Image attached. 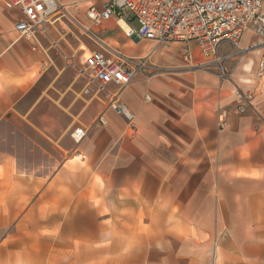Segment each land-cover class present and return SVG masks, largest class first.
<instances>
[{
  "label": "crops",
  "instance_id": "crops-1",
  "mask_svg": "<svg viewBox=\"0 0 264 264\" xmlns=\"http://www.w3.org/2000/svg\"><path fill=\"white\" fill-rule=\"evenodd\" d=\"M58 1L86 30L80 37L59 22L26 41L14 29L20 12L0 0V264H264L260 39L248 28L237 47L220 45L230 71L220 81L188 69L183 45L138 41L116 17L88 21L108 0ZM70 35L79 45L68 56ZM81 37L146 58L149 75L116 100L130 120L105 95L82 93L77 70L98 49ZM44 82L69 95L80 86L81 110L62 135L21 112ZM75 129L85 132L78 143Z\"/></svg>",
  "mask_w": 264,
  "mask_h": 264
},
{
  "label": "built area",
  "instance_id": "built-area-1",
  "mask_svg": "<svg viewBox=\"0 0 264 264\" xmlns=\"http://www.w3.org/2000/svg\"><path fill=\"white\" fill-rule=\"evenodd\" d=\"M1 1L6 8L20 12L21 19L14 29L26 41L47 38L48 28L59 22L86 31L58 0ZM111 17L122 20L128 26L126 35L138 41L155 42L164 50L176 44L183 45L182 61L188 69L214 73L220 81L230 76L225 66L228 57L219 54L220 45L228 43L237 47L244 31L250 28L262 46L257 77L261 78L264 73V0H108L102 11L90 7L86 13L87 20L94 25ZM133 21L137 22V28L131 25ZM191 44L198 48L200 62H194L188 50ZM83 61V68L77 70L85 81L82 93L105 95L112 109L130 120L125 107L116 100L120 91L136 77L149 75L146 58H130L100 45L98 51L85 54ZM110 86L116 87L114 93L109 91ZM236 94L247 101L248 96L241 91ZM238 112L243 113L244 108L239 107ZM84 135L83 129H76L72 138L78 143Z\"/></svg>",
  "mask_w": 264,
  "mask_h": 264
},
{
  "label": "rangeland",
  "instance_id": "rangeland-1",
  "mask_svg": "<svg viewBox=\"0 0 264 264\" xmlns=\"http://www.w3.org/2000/svg\"><path fill=\"white\" fill-rule=\"evenodd\" d=\"M107 1V0H106ZM69 11V7H68ZM134 28L138 27V24L136 21H133L131 24ZM69 28L72 30L73 34L76 35L77 37H80L79 30L75 29L74 27L69 26ZM82 41L85 43V45L88 46L89 49L91 50H99V45L100 42H98L95 38L94 43L92 40H87L83 37H81ZM67 42L69 46L67 45L66 47L68 48L67 55L70 56L73 53V50L79 45L76 37L70 35L69 38L67 39ZM73 49V50H72ZM86 52V51H85ZM87 54V53H86ZM80 53H76L75 55V61L78 62L80 60ZM71 58V57H69ZM61 59V58H60ZM62 60V59H61ZM72 60V59H70ZM63 63H65L64 60H62ZM77 75V73H76ZM46 84L45 82L40 85V87L33 89L31 94L28 96V100L26 103L21 107V112L28 113L29 115H43L45 118L40 121H36L37 119H33L32 122L35 124L43 125V128H51L53 127L54 130H59V134L62 135L65 129H68L70 120L73 119V114L76 113V116L78 117V114L81 110V104L82 102L79 100V90L80 86L77 85V89H75L76 93L75 94H66L63 91V86H59V88L56 91H53L51 89H45ZM75 99V100H74ZM76 117L75 124H79L78 118ZM42 119V118H40ZM76 130V129H75ZM74 130V131H75ZM73 131V132H74Z\"/></svg>",
  "mask_w": 264,
  "mask_h": 264
},
{
  "label": "bare ground",
  "instance_id": "bare-ground-1",
  "mask_svg": "<svg viewBox=\"0 0 264 264\" xmlns=\"http://www.w3.org/2000/svg\"><path fill=\"white\" fill-rule=\"evenodd\" d=\"M119 23L122 25V27H124L125 29H128V28L125 27V25H124V23L122 21H120ZM127 33H128V31H127Z\"/></svg>",
  "mask_w": 264,
  "mask_h": 264
}]
</instances>
